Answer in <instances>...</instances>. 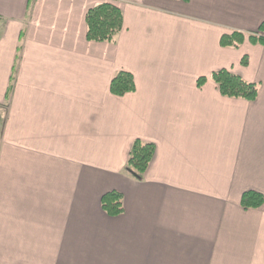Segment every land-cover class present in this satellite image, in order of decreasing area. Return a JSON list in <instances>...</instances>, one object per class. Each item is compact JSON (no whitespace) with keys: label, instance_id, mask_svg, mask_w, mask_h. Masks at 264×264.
Listing matches in <instances>:
<instances>
[{"label":"crops","instance_id":"1","mask_svg":"<svg viewBox=\"0 0 264 264\" xmlns=\"http://www.w3.org/2000/svg\"><path fill=\"white\" fill-rule=\"evenodd\" d=\"M101 3L123 15L111 43L86 40ZM263 22L264 0H0V264H264V203L240 206L264 197ZM221 69L257 98L223 97ZM135 140L154 146L140 180Z\"/></svg>","mask_w":264,"mask_h":264},{"label":"trees","instance_id":"2","mask_svg":"<svg viewBox=\"0 0 264 264\" xmlns=\"http://www.w3.org/2000/svg\"><path fill=\"white\" fill-rule=\"evenodd\" d=\"M187 1V0H183ZM86 40L89 42L111 43L121 31L123 15L112 4L101 3L89 9L85 16ZM244 34L234 32L220 38L222 47L237 48L244 41ZM252 44L264 45V22L260 24L256 33L248 36ZM247 65V58L241 60ZM210 79L215 83L219 93L226 98L254 101L257 98L258 86L246 82L241 77L228 70L221 69L213 72ZM205 78H200L197 85L201 86ZM110 93L114 96H124L135 90V83L130 73L119 71L114 74L109 84ZM154 154V146L135 140L132 143L126 164V171L140 180L147 170ZM264 203L262 194L255 191H246L242 194L240 206L244 210L259 209ZM101 207L109 216H117L123 212L122 196L118 192H108L101 197Z\"/></svg>","mask_w":264,"mask_h":264}]
</instances>
